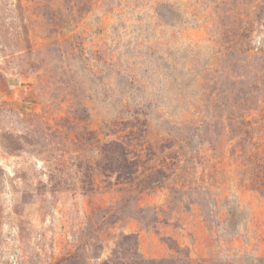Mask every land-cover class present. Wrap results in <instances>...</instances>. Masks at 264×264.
<instances>
[{"label": "rangeland", "instance_id": "1", "mask_svg": "<svg viewBox=\"0 0 264 264\" xmlns=\"http://www.w3.org/2000/svg\"><path fill=\"white\" fill-rule=\"evenodd\" d=\"M0 264H264V0H0Z\"/></svg>", "mask_w": 264, "mask_h": 264}]
</instances>
